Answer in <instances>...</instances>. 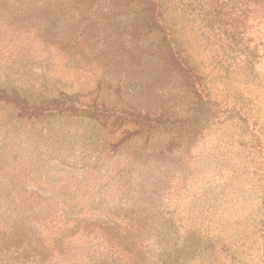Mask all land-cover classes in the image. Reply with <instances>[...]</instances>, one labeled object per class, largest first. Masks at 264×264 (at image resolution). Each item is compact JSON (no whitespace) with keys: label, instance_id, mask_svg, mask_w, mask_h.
Here are the masks:
<instances>
[{"label":"rangeland","instance_id":"rangeland-1","mask_svg":"<svg viewBox=\"0 0 264 264\" xmlns=\"http://www.w3.org/2000/svg\"><path fill=\"white\" fill-rule=\"evenodd\" d=\"M133 16L0 0V264H264V51L206 124Z\"/></svg>","mask_w":264,"mask_h":264},{"label":"trees","instance_id":"trees-1","mask_svg":"<svg viewBox=\"0 0 264 264\" xmlns=\"http://www.w3.org/2000/svg\"><path fill=\"white\" fill-rule=\"evenodd\" d=\"M126 1L135 15L128 47L160 60L164 69L159 75L173 78L166 90L182 92L184 105L205 110L206 124H219L228 99L238 104V85L256 78L253 63L264 51V0ZM143 114V129L147 118L172 117L149 108Z\"/></svg>","mask_w":264,"mask_h":264}]
</instances>
